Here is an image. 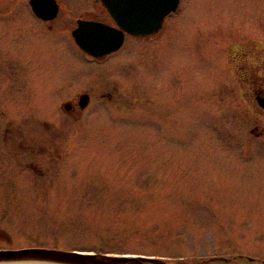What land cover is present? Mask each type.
<instances>
[{
  "label": "rangeland",
  "instance_id": "1",
  "mask_svg": "<svg viewBox=\"0 0 264 264\" xmlns=\"http://www.w3.org/2000/svg\"><path fill=\"white\" fill-rule=\"evenodd\" d=\"M61 2L49 28L0 0V248L264 264V112L246 79L264 75V0H180L103 60L71 34L92 0Z\"/></svg>",
  "mask_w": 264,
  "mask_h": 264
},
{
  "label": "water",
  "instance_id": "2",
  "mask_svg": "<svg viewBox=\"0 0 264 264\" xmlns=\"http://www.w3.org/2000/svg\"><path fill=\"white\" fill-rule=\"evenodd\" d=\"M116 26L98 21L77 20L71 34L80 49L101 57L121 47L125 33L146 37L157 33L166 16L175 11L180 0H101ZM33 13L44 20L58 12L56 0H28ZM260 106L264 101L258 99ZM87 95L79 106H87ZM68 107V103L63 104ZM0 264H169L165 259L144 255H114L59 248H0Z\"/></svg>",
  "mask_w": 264,
  "mask_h": 264
},
{
  "label": "flooded vegetation",
  "instance_id": "3",
  "mask_svg": "<svg viewBox=\"0 0 264 264\" xmlns=\"http://www.w3.org/2000/svg\"><path fill=\"white\" fill-rule=\"evenodd\" d=\"M56 1L58 4V12L54 18L44 20V19H41L35 15L36 18H38L42 23H44L49 28H51L52 22H54L57 19V17L59 16V14L61 12V9H62L61 0H56ZM92 3H93V9L92 10L84 11L76 17V19H75L76 26H77V20H79V19L80 20H88V21H98V22H102V23H105V24L110 25V26H116L115 21L112 19L109 12L105 8V6L102 4L101 0H92ZM163 27H164V25H163ZM127 36H130V35L125 34L123 44H124ZM130 37H132V36H130ZM135 38H144V37H135ZM123 44L121 45V47L123 46ZM118 50H116V51H118ZM114 52H111L110 54H112ZM110 54H107V55L101 56V57H93L90 55H88V56H90L92 59L103 60ZM246 79H248L249 82L251 83L250 85H251V89L253 91V98L255 99V102H256L258 108L264 112V106L262 107L258 103L259 102L258 99L264 101V75H258L257 73L256 74L252 73L251 75H247ZM85 94L87 95V103L88 104L91 103L92 94H90V92L87 90H82L76 94V100H73V101L69 100L66 102V103H68V107L63 106L64 109L67 111V113L72 114V115L78 114V116L80 115V113L88 106V104H87V106L83 109H81L79 106V103L81 101V96L85 95ZM100 97H102V98L105 97L109 101L112 99V95L109 92H105V93L101 94Z\"/></svg>",
  "mask_w": 264,
  "mask_h": 264
}]
</instances>
